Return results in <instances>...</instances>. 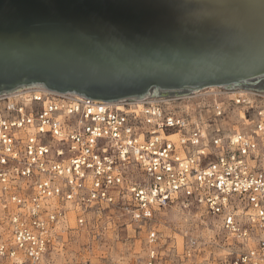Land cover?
I'll return each instance as SVG.
<instances>
[{"label":"built area","instance_id":"obj_1","mask_svg":"<svg viewBox=\"0 0 264 264\" xmlns=\"http://www.w3.org/2000/svg\"><path fill=\"white\" fill-rule=\"evenodd\" d=\"M173 206L216 221L219 264H264V88L0 94V264H56L61 234L107 210L147 229L146 264H161L152 223ZM198 251L187 237L185 258Z\"/></svg>","mask_w":264,"mask_h":264},{"label":"water","instance_id":"obj_2","mask_svg":"<svg viewBox=\"0 0 264 264\" xmlns=\"http://www.w3.org/2000/svg\"><path fill=\"white\" fill-rule=\"evenodd\" d=\"M264 78V0H0V94L112 102Z\"/></svg>","mask_w":264,"mask_h":264},{"label":"rangeland","instance_id":"obj_3","mask_svg":"<svg viewBox=\"0 0 264 264\" xmlns=\"http://www.w3.org/2000/svg\"><path fill=\"white\" fill-rule=\"evenodd\" d=\"M152 225L159 232L161 264H219L226 255L228 242L216 221L197 208L161 210ZM71 227L61 234L56 264H146L147 229L118 210H107L86 227ZM187 237L200 242L190 260L184 256Z\"/></svg>","mask_w":264,"mask_h":264},{"label":"flooded vegetation","instance_id":"obj_4","mask_svg":"<svg viewBox=\"0 0 264 264\" xmlns=\"http://www.w3.org/2000/svg\"><path fill=\"white\" fill-rule=\"evenodd\" d=\"M243 85H257V86L260 85L262 88H264V78L263 79H257V80L248 81L247 83H245Z\"/></svg>","mask_w":264,"mask_h":264}]
</instances>
